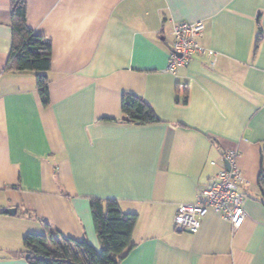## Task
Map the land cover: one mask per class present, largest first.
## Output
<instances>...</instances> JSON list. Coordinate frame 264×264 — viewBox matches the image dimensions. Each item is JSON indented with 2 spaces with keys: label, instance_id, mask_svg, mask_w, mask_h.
Masks as SVG:
<instances>
[{
  "label": "crops",
  "instance_id": "0c3cea01",
  "mask_svg": "<svg viewBox=\"0 0 264 264\" xmlns=\"http://www.w3.org/2000/svg\"><path fill=\"white\" fill-rule=\"evenodd\" d=\"M26 1L28 25L52 41L51 101L33 72L4 70L12 1L0 0V264H28L13 254L29 232L100 249L94 196L138 214L121 264H264V0ZM196 21L214 53L168 71L174 23ZM126 91L162 121H125ZM228 149L247 179L243 224L211 211L197 232L179 231V204L197 201Z\"/></svg>",
  "mask_w": 264,
  "mask_h": 264
},
{
  "label": "trees",
  "instance_id": "16d2710c",
  "mask_svg": "<svg viewBox=\"0 0 264 264\" xmlns=\"http://www.w3.org/2000/svg\"><path fill=\"white\" fill-rule=\"evenodd\" d=\"M12 1V48L5 66L6 71L33 72L42 103L49 105L50 71L52 69V41L38 34L27 23V1ZM262 37L259 29L257 45ZM176 101L188 102V88H177ZM182 95V96H181ZM121 112L125 121L139 125L162 121L153 105L143 96L126 91L121 98ZM258 186L264 201V161L258 178ZM91 210L101 248H95L86 238L76 240L58 236L56 231L48 233L29 232L24 236V249L14 252L22 254L28 264H121L135 245L132 235L138 214L122 210L116 198H91ZM59 234V235H58ZM73 246L79 248L78 254Z\"/></svg>",
  "mask_w": 264,
  "mask_h": 264
},
{
  "label": "built area",
  "instance_id": "2783aa9c",
  "mask_svg": "<svg viewBox=\"0 0 264 264\" xmlns=\"http://www.w3.org/2000/svg\"><path fill=\"white\" fill-rule=\"evenodd\" d=\"M205 28L204 21L174 23L168 71L175 72L177 68L188 64L195 55L214 53L201 42ZM239 157V151L225 150L223 158L227 167L221 168L208 185L198 189L197 201L179 204L174 214V223L178 228L197 232L203 218L211 211L220 214L235 228L243 224L247 212L243 206L242 187L247 179L239 165Z\"/></svg>",
  "mask_w": 264,
  "mask_h": 264
},
{
  "label": "water",
  "instance_id": "95a60500",
  "mask_svg": "<svg viewBox=\"0 0 264 264\" xmlns=\"http://www.w3.org/2000/svg\"><path fill=\"white\" fill-rule=\"evenodd\" d=\"M4 211L9 214H15L17 210L16 208L11 207V208H6ZM178 230L181 231V228H178Z\"/></svg>",
  "mask_w": 264,
  "mask_h": 264
},
{
  "label": "rangeland",
  "instance_id": "374dc122",
  "mask_svg": "<svg viewBox=\"0 0 264 264\" xmlns=\"http://www.w3.org/2000/svg\"><path fill=\"white\" fill-rule=\"evenodd\" d=\"M34 233H42V232H34Z\"/></svg>",
  "mask_w": 264,
  "mask_h": 264
}]
</instances>
